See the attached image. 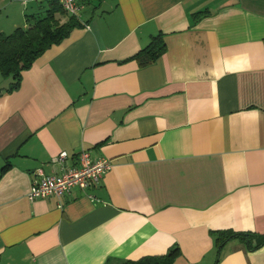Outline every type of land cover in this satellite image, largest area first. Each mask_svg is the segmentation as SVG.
Returning <instances> with one entry per match:
<instances>
[{
    "label": "crops",
    "instance_id": "crops-1",
    "mask_svg": "<svg viewBox=\"0 0 264 264\" xmlns=\"http://www.w3.org/2000/svg\"><path fill=\"white\" fill-rule=\"evenodd\" d=\"M45 4L0 0V32ZM76 17L15 88L0 75V264H148L174 247L171 264H264V244H214L264 236V0H77ZM156 34L163 53L139 66ZM80 150L111 162L97 184L27 199L37 169Z\"/></svg>",
    "mask_w": 264,
    "mask_h": 264
},
{
    "label": "trees",
    "instance_id": "trees-1",
    "mask_svg": "<svg viewBox=\"0 0 264 264\" xmlns=\"http://www.w3.org/2000/svg\"><path fill=\"white\" fill-rule=\"evenodd\" d=\"M42 13L24 15L26 26L15 27L9 33L0 32V75L10 77L11 84L8 90L17 86L21 71L27 69L34 59L45 49L57 44L68 35L71 29L81 24L76 16L67 15L55 0H46ZM200 14V13H199ZM197 14V15H199ZM64 17L61 21L60 18ZM162 35L151 36L145 47L138 50L132 58L139 66L155 61L164 51ZM6 164L2 166L4 170ZM214 244L217 254L228 239H237L244 249L251 250L264 244V236L252 232L223 230L214 232ZM178 255L176 247L157 259L148 260V264H171ZM218 257L215 259L217 262ZM121 264H146L143 260L123 261Z\"/></svg>",
    "mask_w": 264,
    "mask_h": 264
},
{
    "label": "built area",
    "instance_id": "built-area-1",
    "mask_svg": "<svg viewBox=\"0 0 264 264\" xmlns=\"http://www.w3.org/2000/svg\"><path fill=\"white\" fill-rule=\"evenodd\" d=\"M46 0H21L22 3L41 2ZM67 15L76 16L77 0H55ZM66 153L59 152L50 159L56 166V172L43 174L37 169L27 192V199L33 200L54 196L60 198L72 188H86L98 183L100 177L111 167V162L103 157L90 159L86 150L76 154L72 164L65 162Z\"/></svg>",
    "mask_w": 264,
    "mask_h": 264
},
{
    "label": "rangeland",
    "instance_id": "rangeland-1",
    "mask_svg": "<svg viewBox=\"0 0 264 264\" xmlns=\"http://www.w3.org/2000/svg\"><path fill=\"white\" fill-rule=\"evenodd\" d=\"M25 13H26L25 15H27V10L25 11ZM5 29H7V30H4L5 31V34H6V33H8V31H10L11 28H5Z\"/></svg>",
    "mask_w": 264,
    "mask_h": 264
}]
</instances>
